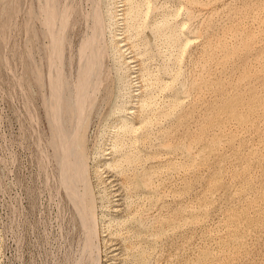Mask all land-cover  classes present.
<instances>
[{
    "label": "rangeland",
    "instance_id": "obj_1",
    "mask_svg": "<svg viewBox=\"0 0 264 264\" xmlns=\"http://www.w3.org/2000/svg\"><path fill=\"white\" fill-rule=\"evenodd\" d=\"M6 1L0 264H264V0Z\"/></svg>",
    "mask_w": 264,
    "mask_h": 264
},
{
    "label": "bare ground",
    "instance_id": "obj_2",
    "mask_svg": "<svg viewBox=\"0 0 264 264\" xmlns=\"http://www.w3.org/2000/svg\"><path fill=\"white\" fill-rule=\"evenodd\" d=\"M126 2V1H125ZM3 3V2H2ZM1 3V4H2ZM11 3H12V0H7L6 1V4H5V6L3 7V10H2V18H5V16L8 14L7 13V11L11 8ZM114 3V2H113ZM128 3V2H127ZM18 4V3H17ZM126 4V3H125ZM110 5H111V3H110ZM128 5V4H127ZM132 5V4H131ZM109 6V5H108ZM126 6V5H125ZM111 7V6H110ZM113 7V6H112ZM15 9V8H14ZM114 9H115V7H114ZM126 10H127V8H126ZM131 10V9H130ZM112 11V10H111ZM114 11V10H113ZM119 11V10H118ZM132 12V11H131ZM114 13V12H113ZM31 15L34 17L35 15H36V4L34 3V5H33V8H32V10H31ZM120 15V14H119ZM121 15H123L124 16V13L123 14H121ZM125 15H129V12L128 11H126L125 12ZM116 16V15H115ZM135 16V15H134ZM133 16V17H134ZM117 17V16H116ZM126 17V16H125ZM131 17V16H130ZM139 18V17H138ZM8 19V18H7ZM120 19H121V17H120ZM125 19V18H124ZM128 19V18H127ZM132 19V18H131ZM140 19V18H139ZM5 20H6V18H5ZM4 20V21H5ZM123 20V19H122ZM8 21V20H7ZM10 21H11V19H10ZM118 21V20H117ZM124 21V20H123ZM6 22V21H5ZM125 22H126V20H125ZM127 22H128V20H127ZM10 23V22H9ZM129 23V22H128ZM127 24V23H126ZM130 24V23H129ZM131 25H132V23H131ZM6 28H7V23H6ZM129 29V28H128ZM5 30V25H4V23L2 24V23H0V41H1V39H2V37H1V34H3V32L2 31H4ZM37 33H39V32H37ZM115 37H117V36H115ZM174 37V36H173ZM33 38H38V34L37 35H34L33 36ZM180 39V38H179ZM118 41V40H117ZM3 42V41H2ZM1 42V43H2ZM115 42V41H114ZM119 43V42H118ZM117 43V44H118ZM120 44H121V42H120ZM1 46V45H0ZM42 46V45H41ZM121 47H123L124 45H120ZM115 47V46H114ZM116 48H117V46H116ZM177 48V47H176ZM120 50H121V48H120ZM179 53V52H178ZM177 53V54H178ZM119 55V54H118ZM121 55V54H120ZM122 58V57H121ZM128 59V58H127ZM44 60H45V58H43L41 61H40V67L42 68L43 67V65H44ZM29 59L27 58L26 59V64H25V66H26V76L28 77V82L29 83H31V84H34L37 80H36V76H34V67H33V65H30L29 64ZM123 61V60H122ZM125 61V60H124ZM127 63H132V61H128ZM126 64V61L125 62H123L122 63V65H125ZM175 66V65H174ZM173 69V68H172ZM121 71V70H120ZM142 71V70H141ZM125 72V71H124ZM121 73V72H120ZM42 75H43V72H42ZM174 75V74H173ZM129 77V76H128ZM149 77V76H148ZM134 78V77H133ZM130 79V78H129ZM132 79V78H131ZM147 81V80H146ZM125 88H126V86H124ZM106 93L108 92L107 91V89L106 88H104L103 89ZM34 91V90H33ZM144 91V90H143ZM143 93V92H142ZM141 93V94H142ZM39 94V93H38ZM144 94V93H143ZM128 95V94H127ZM148 95V94H147ZM125 96V95H124ZM141 97V96H140ZM145 96H143V98L142 99H140V101H138L139 102V107H141V109H143L144 107H147L148 105V103L146 102V98H144ZM149 97V96H148ZM151 99V98H150ZM126 107V106H125ZM125 109V108H124ZM146 109V108H145ZM144 109V110H145ZM122 110V109H121ZM126 110V109H125ZM125 110L123 111V112H125ZM121 112V111H120ZM144 112V111H143ZM142 118V117H141ZM143 118H144V116H143ZM139 119V118H138ZM118 120H119V126H120V128L121 129H125V130H134V128H135V125L133 126V124L132 123H130L129 121H125V118L123 117V115L122 114H119V116H118ZM142 122V121H141ZM117 146V145H116ZM122 164V163H121Z\"/></svg>",
    "mask_w": 264,
    "mask_h": 264
}]
</instances>
